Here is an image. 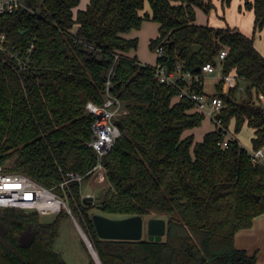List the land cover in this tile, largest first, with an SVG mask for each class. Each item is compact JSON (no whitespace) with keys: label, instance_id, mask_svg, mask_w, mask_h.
<instances>
[{"label":"trees","instance_id":"trees-1","mask_svg":"<svg viewBox=\"0 0 264 264\" xmlns=\"http://www.w3.org/2000/svg\"><path fill=\"white\" fill-rule=\"evenodd\" d=\"M22 1L27 9L0 18L8 50L26 62L20 69L0 54L3 171L49 189L60 183L61 172L85 175L97 161L88 146L95 117L86 104L103 103L113 66L110 92L128 112L116 120L120 136L101 161L109 188L93 214L78 182H70L69 196L71 212L100 263L195 264L201 256L211 264H255V256L234 247V236L264 214V163H253L236 137L222 148L216 128L199 142L183 137L205 117L188 98H178L176 86L158 81L155 64L129 55L138 40L126 35L152 20L158 35L149 47L165 49L155 63L174 68L183 62L193 73L213 63L222 76L232 74L235 83L225 94L222 79L215 86L214 95L222 100L218 117L234 136L250 128L252 150H258L264 148V107L258 104L264 96V57L254 34L264 30V0H243L239 7L253 13L252 36L228 24H197V9L209 14L213 0H89L75 15L79 0ZM217 1L228 6L231 0ZM222 49L227 55L218 63ZM195 90L203 93V85ZM94 214L162 218L166 235L161 242L102 240ZM63 216L45 222L37 212L0 208V264H64L53 249ZM89 264L96 263L90 258Z\"/></svg>","mask_w":264,"mask_h":264},{"label":"built area","instance_id":"built-area-1","mask_svg":"<svg viewBox=\"0 0 264 264\" xmlns=\"http://www.w3.org/2000/svg\"><path fill=\"white\" fill-rule=\"evenodd\" d=\"M24 9L27 7L22 0H0V18ZM32 48L33 44L29 47L28 53ZM0 54H7L12 57L16 61L17 68L22 69L26 65V62L19 58L18 52L8 50L7 37L2 31H0ZM155 54L158 58L163 57L165 54L164 47L158 46L155 49ZM226 55L227 50L222 49L217 56V62H221ZM115 60H117V55H115ZM183 67V62H179L174 68H170L164 62H158L155 63V76L160 83L176 86L179 90L178 98H188L193 102L194 110L204 117H208L214 123L215 128L220 130L223 136L220 146L226 148L228 139H235V136L223 127L222 120L218 117L222 108V100L214 94L198 93L195 86L203 85L204 79L209 74L216 73L219 80H223V88H226L227 91L228 87L235 83V77L232 74L222 76L220 67H216L213 63L204 64L196 73L191 70H184ZM112 73L113 66L108 72L103 103L88 102L86 104V110L95 117L91 125L92 138L88 146L96 155V164L85 175L61 172L62 180L54 189H49L23 174L5 172L0 166V208L37 212L40 216H58L64 212L72 216L69 206L70 182L76 181L80 184L86 178H92L95 183L106 181V171L101 161L120 136V129L116 120L128 112L124 103L110 92ZM248 154L253 163H264V148L249 150ZM85 197H92V195L86 194ZM73 220L83 242L94 252L89 238L74 217Z\"/></svg>","mask_w":264,"mask_h":264},{"label":"rangeland","instance_id":"rangeland-1","mask_svg":"<svg viewBox=\"0 0 264 264\" xmlns=\"http://www.w3.org/2000/svg\"><path fill=\"white\" fill-rule=\"evenodd\" d=\"M80 1L81 7H85L87 2H85V0ZM240 1L241 0H231L228 6H223L220 1L213 0L215 8L209 14L197 9L195 22L200 25H209L213 27H220L226 24L232 27V23H234L238 27V25H243V20H245V24L250 27V36H252V15L248 12H244V14L241 15L243 11L240 12L238 8ZM145 11H149L147 2L144 5V12ZM241 16L242 18H240ZM157 35L158 24L152 20H145L140 29L132 30L128 35L130 37H137L138 40L137 48L132 50L129 55L132 57L136 56L138 60L145 62L146 64H151L154 61L156 62L155 51L150 49L149 43L151 39L157 37ZM254 38L256 43L264 41V37H259L257 33L254 34ZM218 80L219 76L216 73L209 74L204 79L203 89L206 95H213L215 93V86ZM221 92L225 94L227 92L226 88H222ZM258 104L264 107V96H260ZM214 129V123L208 117H205L198 127L186 130L183 133V136L186 137L188 135H193L194 140L199 142L203 139L205 134L213 131ZM251 135L252 131L247 126H244L236 135L239 145L248 151L252 150L250 141ZM107 188H109L107 181L103 183H95L92 178H86L80 183L81 198H84V195L86 194L92 195L93 206L90 213L93 214L98 212L96 207L98 198ZM63 214L64 216L58 225V235L53 243V249L61 254L62 261L65 264H89L90 256L92 255L90 253V249L85 244L83 245V240L81 239L79 231L73 220L74 216L72 215V217L66 212ZM56 217L57 216L55 215L41 216V220L45 222H52ZM111 218L120 219L117 216H112ZM145 236L146 235H144V238Z\"/></svg>","mask_w":264,"mask_h":264},{"label":"water","instance_id":"water-1","mask_svg":"<svg viewBox=\"0 0 264 264\" xmlns=\"http://www.w3.org/2000/svg\"><path fill=\"white\" fill-rule=\"evenodd\" d=\"M196 70L198 71L199 68ZM92 199V197H85L82 202L90 206L92 205ZM92 222L97 236L102 240L138 241L143 236L144 220L141 216L112 219L100 214H94ZM146 230L148 241L159 242L166 234V221L162 218H149L146 221ZM95 255L96 257L93 256L95 263L101 264L96 253Z\"/></svg>","mask_w":264,"mask_h":264},{"label":"crops","instance_id":"crops-1","mask_svg":"<svg viewBox=\"0 0 264 264\" xmlns=\"http://www.w3.org/2000/svg\"><path fill=\"white\" fill-rule=\"evenodd\" d=\"M85 2H87L85 7H81V1L79 0L78 6L73 9L74 15L76 14V12L78 10H84L86 8L89 0H85ZM242 4H243V0L240 1L239 7ZM241 11H243V13H241V15L244 14V12H248L252 15V19H251L252 23L251 24H252V33H253L254 16H253L252 11H246L244 9H242ZM240 18H242V16ZM233 24L234 23H232V27L237 28L242 33H244L245 35L250 36V27L245 24V20H243V25H238V27L235 24L234 25ZM244 25H245V27H244ZM220 27H223V25ZM76 28H77V26H75L74 29H76ZM257 34L259 35V37H262V36L264 37V30L261 32H257ZM128 35L129 34H127L126 37L130 38V36H128ZM254 46L257 49V51L264 57V41L256 43V40H254ZM141 63L146 64L145 62H141ZM148 63H150V62H148ZM153 64H155V61L153 63H151V65H153ZM183 137H185V136H183ZM235 137L237 138L236 135H235ZM84 244L85 243L83 242V245ZM234 247L236 249L244 250L250 256L256 255V264H264V214H262V215H260L254 219L252 227L250 229L243 230V231H240V232L235 234V236H234ZM90 253L92 255V256H90V258L93 259V256H94L93 254H95V253L92 252L91 250H90ZM95 257H96V255H95ZM93 261H94V259H93Z\"/></svg>","mask_w":264,"mask_h":264},{"label":"flooded vegetation","instance_id":"flooded-vegetation-1","mask_svg":"<svg viewBox=\"0 0 264 264\" xmlns=\"http://www.w3.org/2000/svg\"><path fill=\"white\" fill-rule=\"evenodd\" d=\"M149 218H146V221L148 220ZM143 220H144V224H143V236L142 238H144V235L145 238L148 240V235H147V230H146V224H145V217H143ZM166 235V234H165ZM165 237V236H164ZM164 237H162V240L164 239ZM161 240V241H162ZM159 241V242H161ZM151 242H157V241H151ZM240 250V249H239ZM244 251V250H243ZM247 254V253H246ZM251 256H255V264H256V255H251ZM203 258L201 256H199L196 261H195V264H211V262L209 260H202Z\"/></svg>","mask_w":264,"mask_h":264},{"label":"bare ground","instance_id":"bare-ground-1","mask_svg":"<svg viewBox=\"0 0 264 264\" xmlns=\"http://www.w3.org/2000/svg\"><path fill=\"white\" fill-rule=\"evenodd\" d=\"M95 256V254H93Z\"/></svg>","mask_w":264,"mask_h":264}]
</instances>
